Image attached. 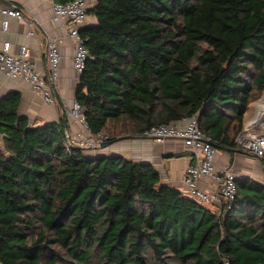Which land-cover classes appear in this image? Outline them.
Returning <instances> with one entry per match:
<instances>
[{
  "label": "trees",
  "instance_id": "obj_1",
  "mask_svg": "<svg viewBox=\"0 0 264 264\" xmlns=\"http://www.w3.org/2000/svg\"><path fill=\"white\" fill-rule=\"evenodd\" d=\"M88 13L75 99L91 134L114 143L196 115L216 150L245 152L264 0H96ZM19 101L0 98L1 264H264V183L236 177L229 207L204 204L147 162L67 145V115L33 123Z\"/></svg>",
  "mask_w": 264,
  "mask_h": 264
},
{
  "label": "crops",
  "instance_id": "obj_2",
  "mask_svg": "<svg viewBox=\"0 0 264 264\" xmlns=\"http://www.w3.org/2000/svg\"><path fill=\"white\" fill-rule=\"evenodd\" d=\"M92 6L96 0H88ZM55 0H0L1 5H10L20 8L26 21L7 16L0 10V45L3 41L11 43L12 50L26 44L30 51V57L37 70L43 75L47 74L48 61L46 57L47 38L63 37L59 45L60 71L59 78L51 84L56 102L53 105L45 104L41 97L33 92L30 85L19 78H8L0 71V98L8 94H18L20 101L18 111L27 116L33 123H42L49 120H58L66 115L63 111L64 104H71L75 99V86L79 75L73 68L72 56L74 42L67 38L66 26L56 23L52 19V3ZM9 19L6 30L2 28V20ZM28 22H31L29 25ZM96 22V17L87 14L85 23ZM47 78V77H46ZM68 130L76 133L81 130L77 120L67 116ZM0 144L2 137L0 135ZM101 146V145H100ZM102 147V146H101ZM105 153H121L136 161L151 164L160 174L161 181L170 184L187 193V187L183 181L185 167L194 162L193 156L182 141L168 139L157 142L144 136L126 134L119 136L114 143L102 147ZM255 155L227 148L216 150L215 163L217 167H229L237 178H252L264 183V168ZM200 188H210L215 183L210 178H202L197 181Z\"/></svg>",
  "mask_w": 264,
  "mask_h": 264
},
{
  "label": "built area",
  "instance_id": "obj_3",
  "mask_svg": "<svg viewBox=\"0 0 264 264\" xmlns=\"http://www.w3.org/2000/svg\"><path fill=\"white\" fill-rule=\"evenodd\" d=\"M89 5L88 0H71L66 3L55 1L52 3L53 21L65 25V36L74 42L72 65L78 75L83 71L88 58V51L79 33V28L86 21ZM0 10L7 16L26 21V16L20 8L0 4ZM27 23L31 24L28 21ZM8 25L9 19L4 18L2 28L6 30ZM62 42L63 37L49 36L47 38L46 57L48 68L47 74L43 75L31 60L30 51L26 44L19 45L17 50L14 51L9 41H3L0 45V71L8 78H19L28 83L33 92L39 95L45 104L53 105L56 99L52 86L48 81L55 83L60 76V53L58 48ZM263 97L260 98L257 106L263 101ZM63 111L67 116L77 120L87 128L83 117V108L76 99L71 104H64ZM142 136L157 142L168 139L182 141L184 146L190 150L194 159V162H190L184 170L183 181L187 187V194L204 204L230 206L237 191L236 175L229 167L216 166V149L213 140L199 127L196 115L184 117L177 121L152 125L143 131ZM94 137L98 145H101L105 138L102 135H94ZM235 142L241 149L256 157L264 156V133L257 132L255 127L247 128L243 123V128L236 136ZM68 144L77 145L74 140H70L67 133ZM202 178H210L214 181L215 186L207 189L200 188L197 181Z\"/></svg>",
  "mask_w": 264,
  "mask_h": 264
},
{
  "label": "rangeland",
  "instance_id": "obj_4",
  "mask_svg": "<svg viewBox=\"0 0 264 264\" xmlns=\"http://www.w3.org/2000/svg\"><path fill=\"white\" fill-rule=\"evenodd\" d=\"M263 95H264V91L261 93V95L258 98L250 102L247 110L244 113V120H243L244 126H246V121H249L251 119L254 120V115L256 114V111L258 110L257 109L258 101ZM254 125H255L254 127L257 130V132L264 133V124H261L258 121L254 123ZM79 126L81 130L76 133H73L72 131L68 130L70 140H74L77 145H85V146L93 147V145L96 144L97 142L94 135L91 134L90 131L87 128H85L81 123L79 124ZM102 151H107V150L105 149L102 150L99 148L94 150L95 153H99Z\"/></svg>",
  "mask_w": 264,
  "mask_h": 264
},
{
  "label": "bare ground",
  "instance_id": "obj_5",
  "mask_svg": "<svg viewBox=\"0 0 264 264\" xmlns=\"http://www.w3.org/2000/svg\"><path fill=\"white\" fill-rule=\"evenodd\" d=\"M257 109L258 110L256 111V114L254 115V120L251 119L249 121H246L247 128H253L255 126L254 123L258 121L259 123L264 124V97H263V101L259 104Z\"/></svg>",
  "mask_w": 264,
  "mask_h": 264
},
{
  "label": "water",
  "instance_id": "obj_6",
  "mask_svg": "<svg viewBox=\"0 0 264 264\" xmlns=\"http://www.w3.org/2000/svg\"><path fill=\"white\" fill-rule=\"evenodd\" d=\"M53 84V83H52ZM110 144H112V141H103L102 143H101V146L102 147H105V146H108V145H110Z\"/></svg>",
  "mask_w": 264,
  "mask_h": 264
}]
</instances>
